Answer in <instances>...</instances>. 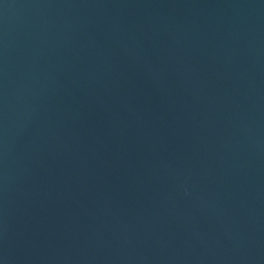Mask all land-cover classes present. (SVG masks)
Listing matches in <instances>:
<instances>
[{
    "label": "water",
    "instance_id": "1",
    "mask_svg": "<svg viewBox=\"0 0 264 264\" xmlns=\"http://www.w3.org/2000/svg\"><path fill=\"white\" fill-rule=\"evenodd\" d=\"M0 264H264V0H0Z\"/></svg>",
    "mask_w": 264,
    "mask_h": 264
}]
</instances>
